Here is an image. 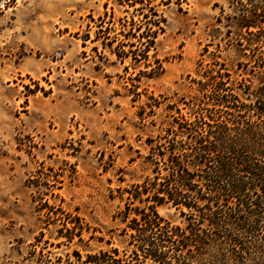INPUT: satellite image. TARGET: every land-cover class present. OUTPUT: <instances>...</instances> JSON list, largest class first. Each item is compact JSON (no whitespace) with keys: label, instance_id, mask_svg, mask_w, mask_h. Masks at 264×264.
<instances>
[{"label":"rangeland","instance_id":"rangeland-1","mask_svg":"<svg viewBox=\"0 0 264 264\" xmlns=\"http://www.w3.org/2000/svg\"><path fill=\"white\" fill-rule=\"evenodd\" d=\"M250 2L3 1L0 264H81L126 248L125 190L153 178L147 156L175 108L188 116L204 70L251 77L238 24ZM157 212L184 226L170 205Z\"/></svg>","mask_w":264,"mask_h":264},{"label":"trees","instance_id":"trees-1","mask_svg":"<svg viewBox=\"0 0 264 264\" xmlns=\"http://www.w3.org/2000/svg\"><path fill=\"white\" fill-rule=\"evenodd\" d=\"M250 5L238 24L250 58L239 69L250 67L251 77L233 78L223 64L202 72L198 94L184 102L188 116L176 107L150 149L153 178L125 190L126 248L81 264H264V0ZM162 205L178 210L184 226L160 216ZM72 230L81 239L82 226Z\"/></svg>","mask_w":264,"mask_h":264},{"label":"bare ground","instance_id":"bare-ground-1","mask_svg":"<svg viewBox=\"0 0 264 264\" xmlns=\"http://www.w3.org/2000/svg\"><path fill=\"white\" fill-rule=\"evenodd\" d=\"M3 1H4V0H2V2L0 3V7H1V5H2Z\"/></svg>","mask_w":264,"mask_h":264},{"label":"water","instance_id":"water-1","mask_svg":"<svg viewBox=\"0 0 264 264\" xmlns=\"http://www.w3.org/2000/svg\"><path fill=\"white\" fill-rule=\"evenodd\" d=\"M2 2V0H0V3Z\"/></svg>","mask_w":264,"mask_h":264}]
</instances>
